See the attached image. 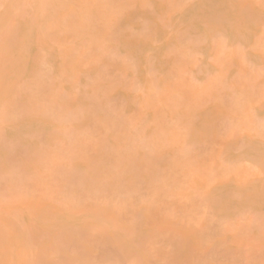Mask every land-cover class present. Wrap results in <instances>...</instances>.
Wrapping results in <instances>:
<instances>
[{"label": "bare ground", "instance_id": "1", "mask_svg": "<svg viewBox=\"0 0 264 264\" xmlns=\"http://www.w3.org/2000/svg\"><path fill=\"white\" fill-rule=\"evenodd\" d=\"M0 181V264H264V0H0Z\"/></svg>", "mask_w": 264, "mask_h": 264}, {"label": "rangeland", "instance_id": "2", "mask_svg": "<svg viewBox=\"0 0 264 264\" xmlns=\"http://www.w3.org/2000/svg\"><path fill=\"white\" fill-rule=\"evenodd\" d=\"M200 56H201V55H200ZM1 175H2V173H1ZM6 175H7V174H6ZM6 175H3V176H4L3 179H4V178H5V179L8 178V177H6ZM1 181H2V178H1ZM1 181H0V182H1ZM3 181H4V180H3ZM3 181H2V182H3ZM7 181H8V180H7ZM29 181H30V180H29ZM30 184H31V183L29 182V185H30ZM3 185L5 186V183H4ZM0 186H1V183H0ZM4 186H3V187H0V188L4 190ZM0 192H1V190H0ZM1 193H2V192H1ZM3 193H7V192H6V189H5V192H3Z\"/></svg>", "mask_w": 264, "mask_h": 264}]
</instances>
